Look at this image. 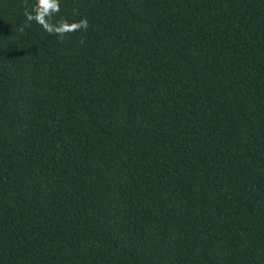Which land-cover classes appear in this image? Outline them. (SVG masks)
Instances as JSON below:
<instances>
[{
  "label": "trees",
  "instance_id": "trees-1",
  "mask_svg": "<svg viewBox=\"0 0 264 264\" xmlns=\"http://www.w3.org/2000/svg\"><path fill=\"white\" fill-rule=\"evenodd\" d=\"M0 0V264H264V0Z\"/></svg>",
  "mask_w": 264,
  "mask_h": 264
},
{
  "label": "clouds",
  "instance_id": "clouds-1",
  "mask_svg": "<svg viewBox=\"0 0 264 264\" xmlns=\"http://www.w3.org/2000/svg\"><path fill=\"white\" fill-rule=\"evenodd\" d=\"M59 11V0H34L30 6V10H25V21L26 23L34 21L46 32L55 33L60 37L66 32L87 28L88 22L86 19L73 23H68L64 19L53 22L52 18L54 14L59 13Z\"/></svg>",
  "mask_w": 264,
  "mask_h": 264
}]
</instances>
